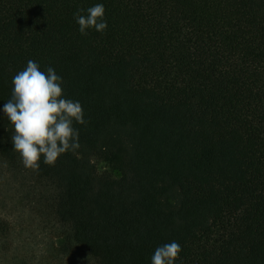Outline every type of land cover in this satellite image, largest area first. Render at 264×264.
<instances>
[{"label": "trees", "instance_id": "16d2710c", "mask_svg": "<svg viewBox=\"0 0 264 264\" xmlns=\"http://www.w3.org/2000/svg\"><path fill=\"white\" fill-rule=\"evenodd\" d=\"M30 59L86 121L39 169L3 111ZM0 160L41 237L0 220L8 264H264V0H0Z\"/></svg>", "mask_w": 264, "mask_h": 264}, {"label": "clouds", "instance_id": "9594fccd", "mask_svg": "<svg viewBox=\"0 0 264 264\" xmlns=\"http://www.w3.org/2000/svg\"><path fill=\"white\" fill-rule=\"evenodd\" d=\"M84 11L74 13L82 35H87L91 28L99 32L107 29L103 4L89 7L86 15L81 14ZM62 83L54 68L41 71L31 59L12 79V95L3 111L15 130L12 142L25 168L39 169L42 156L44 164L54 165L61 154L76 152L81 147L79 130L73 124L86 123L82 105L62 98ZM181 250L176 241L163 244L156 248L151 264H174Z\"/></svg>", "mask_w": 264, "mask_h": 264}, {"label": "rangeland", "instance_id": "374dc122", "mask_svg": "<svg viewBox=\"0 0 264 264\" xmlns=\"http://www.w3.org/2000/svg\"><path fill=\"white\" fill-rule=\"evenodd\" d=\"M24 199V188L21 187V176H16L5 166L0 160V220H10L12 227L21 232V221L28 228L25 232L24 238H27V234L31 232L34 241L39 243L41 240L40 230H37L36 225H30V220L25 222L28 213L21 207V202ZM30 225V226H29ZM9 243V242H8ZM10 244H12L10 242ZM10 252H6L5 249L0 248V264H8L5 256Z\"/></svg>", "mask_w": 264, "mask_h": 264}]
</instances>
